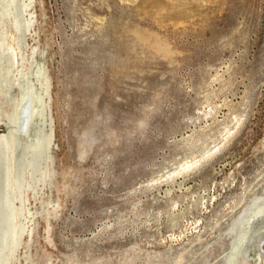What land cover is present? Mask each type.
<instances>
[{
  "label": "rangeland",
  "instance_id": "rangeland-1",
  "mask_svg": "<svg viewBox=\"0 0 264 264\" xmlns=\"http://www.w3.org/2000/svg\"><path fill=\"white\" fill-rule=\"evenodd\" d=\"M256 229L264 0H0V264H264Z\"/></svg>",
  "mask_w": 264,
  "mask_h": 264
},
{
  "label": "bare ground",
  "instance_id": "bare-ground-1",
  "mask_svg": "<svg viewBox=\"0 0 264 264\" xmlns=\"http://www.w3.org/2000/svg\"><path fill=\"white\" fill-rule=\"evenodd\" d=\"M30 109V108H29ZM20 111V110H19ZM22 111V110H21ZM25 112V111H24ZM24 114V113H23ZM18 118V117H17ZM23 120V119H22ZM25 121V120H24ZM23 121V122H24ZM17 126V125H16ZM24 127V126H23ZM23 129V128H22ZM25 131V130H24ZM258 231L259 230H254V233L253 234H255V236L257 237V235L256 234H259L258 233ZM253 232V231H252ZM264 243V233H262L261 235L259 234V236H258V246L259 247H261V245ZM262 250V249H261ZM262 252V251H261Z\"/></svg>",
  "mask_w": 264,
  "mask_h": 264
}]
</instances>
